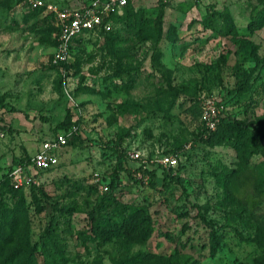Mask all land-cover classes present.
Returning <instances> with one entry per match:
<instances>
[{"label": "rangeland", "instance_id": "1", "mask_svg": "<svg viewBox=\"0 0 264 264\" xmlns=\"http://www.w3.org/2000/svg\"><path fill=\"white\" fill-rule=\"evenodd\" d=\"M43 1L0 0V111L18 127L0 139V264H264V156L236 123L264 121L260 0H129L111 33L74 42L67 69L50 7L91 0ZM74 123L39 184L7 187L31 146Z\"/></svg>", "mask_w": 264, "mask_h": 264}, {"label": "built area", "instance_id": "2", "mask_svg": "<svg viewBox=\"0 0 264 264\" xmlns=\"http://www.w3.org/2000/svg\"><path fill=\"white\" fill-rule=\"evenodd\" d=\"M129 0H91L81 6L57 7L51 6L55 14L58 27V43L55 62L63 69L72 63V47L76 37L86 33H100L102 30L111 31L114 28L112 15L123 14ZM171 1V0H162ZM33 6H43V0H31ZM204 117L208 127L214 129L217 124L219 106L216 100L209 99L203 103ZM8 126L3 113L0 111V137L5 136ZM80 130V124L74 123L70 128L60 130L57 134L44 139L38 150L30 158L19 161L10 170L12 184L15 188L29 187L40 183V173L50 170L60 162V153L69 143V140ZM181 152H164L160 157L168 167H177L180 162ZM132 156L136 159L142 157L140 151H135Z\"/></svg>", "mask_w": 264, "mask_h": 264}, {"label": "trees", "instance_id": "3", "mask_svg": "<svg viewBox=\"0 0 264 264\" xmlns=\"http://www.w3.org/2000/svg\"><path fill=\"white\" fill-rule=\"evenodd\" d=\"M260 2L264 6V0H260ZM129 6H130V2L128 1V4L126 5V7L124 9V13L123 14L114 13L112 15L113 24L118 19H120L122 16H124L128 12ZM254 22H255V24H258V25H262L264 23V7H263L260 15L257 16V19H255ZM113 30H114V28L111 31L102 30L100 33H111ZM80 37H82V35L76 37L74 42L76 40H78ZM70 66L71 65H68V67H70ZM236 123L238 125V128L240 129V135L244 134V132H246V131L252 132L253 137H255V139H253V145H254L253 152L257 153V154H262L264 156V141H263L264 140V121L262 120V118L261 117H256V118L251 119V120H237ZM72 125L73 124L63 126L62 129H60V130L68 129ZM78 133L79 132H77L74 136H72L70 138L68 144H72V143H74L76 141V139L78 138ZM237 146H239V145L237 144ZM180 150L181 149H175L174 151H167V152L168 153L169 152L177 153V152H180ZM244 151L245 152L242 151V154H241L242 155V160L243 161H248V158L245 157L247 151L246 150H244ZM257 168H258V172L260 174V177L258 179L259 180L258 183H259V185L264 187V160L257 166ZM170 169H174V168L170 167ZM3 181H4V183H6L7 187L9 189H11V190L20 191L22 193H24L26 190H28L25 187L15 188L14 185L12 184L9 172L5 174V177H4ZM110 186H111V189H113L115 187L114 180H113V182H112V184ZM131 217L132 218L128 219L127 224L124 225L123 228L124 227H129V231H132V230L136 231L139 227L143 226L144 221L143 220L141 221L138 215H134L133 216V214H132ZM92 219H93V221H97L98 220V218L95 216V213L92 214ZM217 232H218L217 230L214 231L213 239H214V237H216L218 235ZM215 242L216 241H213V244L211 246V252H212L213 255L218 252V245L215 244ZM167 264H173V263L168 262Z\"/></svg>", "mask_w": 264, "mask_h": 264}, {"label": "crops", "instance_id": "4", "mask_svg": "<svg viewBox=\"0 0 264 264\" xmlns=\"http://www.w3.org/2000/svg\"><path fill=\"white\" fill-rule=\"evenodd\" d=\"M3 116H4L5 120H6V122H7V123L9 122V123H11V124L8 123L9 126H7V128H6V130H5V136H4V137H0V139H7V137H9V134H10L9 129H11V128L16 129V128H18V127L15 125V123H12V121H11L10 119H7V117H6L5 114H3ZM8 120H9V121H8ZM47 138H48V137H47ZM45 139H46V138H45ZM40 144H41V142H38V143H37V146H31V148L33 149V150H32L33 152L29 153V154L26 155V156H22V157L19 159V161H22V160L28 159V158H30L32 155H34V154L36 153V151L38 150ZM9 172H10V171H9Z\"/></svg>", "mask_w": 264, "mask_h": 264}]
</instances>
